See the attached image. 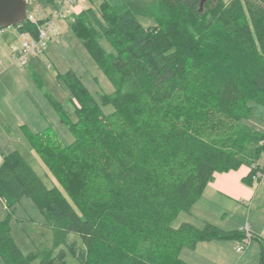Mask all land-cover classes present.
Returning a JSON list of instances; mask_svg holds the SVG:
<instances>
[{"label":"trees","instance_id":"trees-1","mask_svg":"<svg viewBox=\"0 0 264 264\" xmlns=\"http://www.w3.org/2000/svg\"><path fill=\"white\" fill-rule=\"evenodd\" d=\"M142 17L155 23L145 26ZM74 19L70 27L114 85L101 95L114 110L105 113L74 70L58 74L76 120L45 94L74 140L64 145L51 127L29 133L51 186L19 151L4 157L0 199L9 212L0 214V264H65L68 255L81 264H190L184 248L244 240V231L208 221L173 222L215 173L246 165L242 180L253 185L264 169V134L243 122L251 102L264 106V0H101ZM15 27L37 34L28 17ZM25 195L56 227L50 250L24 253L10 232L12 209Z\"/></svg>","mask_w":264,"mask_h":264},{"label":"rangeland","instance_id":"rangeland-1","mask_svg":"<svg viewBox=\"0 0 264 264\" xmlns=\"http://www.w3.org/2000/svg\"><path fill=\"white\" fill-rule=\"evenodd\" d=\"M37 1L44 8H48L50 5V3H47L46 1ZM100 2L101 0H87L83 5L78 6L74 16L67 22L61 24V33L59 37L49 43L47 49L51 52H45L43 55L34 57L39 59V61H42L41 66L34 68L37 71L38 79L43 82L44 88H39L38 82L37 87L32 81L34 86H36V90L30 92V94L32 93L34 96L32 103L34 105L29 106L32 111L37 105L38 108L46 107L44 108L47 109L46 119L50 121L42 127L37 124L39 128L38 130H44L46 127H51L57 138L64 145H69L74 140V136L69 124L66 121L62 122L52 101L48 98L47 94H45V92L52 94L53 97L64 106L66 112L69 114V118L73 121L76 120V116L73 113L75 105L72 101V92L67 86L65 80L59 78L58 74H64L68 70H74L81 77L82 82L88 88L94 99L101 104L104 112L110 113L114 110L112 103L104 104L101 102V95L109 94L114 91L113 83L90 55L83 41L70 27V23L75 20V16L80 11L88 8L96 10ZM34 5L35 3L30 1L28 11L39 17L40 14L37 13ZM142 21L145 26L153 25L155 23L153 20H149L146 17H142ZM17 33L18 29L15 26L3 27L0 29V54L3 58L6 59L9 57V44L18 38L19 33ZM99 41L106 51H113V48L107 39L100 38ZM22 70L25 71L23 73L26 75H30L31 71H33L30 67L23 68ZM21 74L22 72H20L18 67L13 66L8 68L5 74L0 78L1 80L5 77L4 82H7L6 85L8 84L7 87L3 84L4 87L2 89L5 93L2 98L6 100L7 104L11 102L12 94L15 99L18 96L16 102L19 103L16 104V108L19 109V116H23V105L26 99L28 100L26 95L29 93L25 91L26 88L24 89V86L26 85L18 81L20 80L19 75ZM5 75H8L11 81H8V77ZM16 82L18 83L16 84ZM250 104L252 105V113L248 118L243 119V122L256 131L264 134V106L256 102H251ZM31 109H29L30 112ZM8 110H10L8 107H5L4 111L2 109V115H5L6 117V119H4L6 130H8L7 127L10 123L16 122L14 117L16 114L13 113L12 115ZM39 112L40 111H38V113ZM28 145L29 144L23 142L18 143L19 151L29 161L38 176L48 186H51L53 180L51 179L47 167L32 146ZM259 164L264 167V153L259 159ZM243 183L255 193V198L253 200L246 197L243 199L227 198L225 196L210 195V193L203 192V196L198 200L199 202L196 203L197 206H192L195 208H191L189 212H180L173 222V225L177 226L183 221L193 219L195 222L193 224L198 227H202L204 222L208 221L226 231L237 230L244 231L247 234V231L251 230L253 238L241 253L236 250L237 245L241 243L239 239L204 242L205 244H199L197 249H199V247H204L203 251L205 249L211 253H220L218 248H223L228 252L229 256H232L230 264H260L261 235L264 233V180L261 183L254 181L253 185H248L245 182ZM8 212L9 211L5 209V202L0 199L1 218H5ZM8 224L12 236L22 252L46 251L53 248L56 227L48 223L45 214L31 196L25 195L15 204ZM73 239H76L79 244H82L79 236L71 233L69 235V240ZM185 250L191 251L189 248H184L183 251ZM185 252L182 253L185 254ZM242 256L243 259L238 263ZM65 264L81 263L77 258L68 255Z\"/></svg>","mask_w":264,"mask_h":264},{"label":"crops","instance_id":"crops-1","mask_svg":"<svg viewBox=\"0 0 264 264\" xmlns=\"http://www.w3.org/2000/svg\"><path fill=\"white\" fill-rule=\"evenodd\" d=\"M18 33H20L19 30H18ZM10 44H9V47H10ZM0 47H1V41H0ZM49 51L50 50L47 49L46 52L49 53ZM8 56L9 57L5 59L0 54V78L2 77L3 74H5L8 68L13 67V66L18 67L20 72H22V74L19 75L20 80L18 81L26 85L24 86V89L26 88L25 91L29 93L28 95H26V97H28V100L26 99L23 105L24 107L23 116H19V109L16 108V104L19 103V102H16V100L18 99V96L15 99L14 95L12 94L11 102L10 103L8 102L9 104H7L6 100L2 98V96L5 94L4 90H2L4 87L3 84L6 85L7 82H4L5 77L0 80V166L3 163L4 157L7 154L15 150L19 151L18 143L23 142V143L29 144L28 146H31L29 136H28L29 133H36V132L42 131V130H38L39 128L37 124H39L42 127L50 121L46 119L47 109H44L46 107L38 108V105H37V107L35 106V108H33V111L30 107L31 105H34L32 104L34 96L32 95V93L30 94V92L31 91L34 92L37 86V83L35 82V79L33 78V74L34 73L37 74V71L35 68L41 66L42 61L41 60L39 61V59H36V58H32L30 60L29 65L27 66V68L30 67L33 70L31 71L32 75L31 74L26 75L23 73L25 72L24 70L20 69V67L17 64L12 63L11 58H10V50H9ZM5 76L8 77V75H5ZM8 81H11L10 77H8ZM32 81L35 83L36 86H34ZM17 83L18 82H16V84ZM7 86L8 84L6 85V87ZM39 88L43 89L44 84L42 87L39 86ZM5 107H8L10 109L8 111L12 115L13 113L16 114V116H14L16 122L10 123L9 126L7 127L8 130H6V127L4 125V119H6V117L5 115H2ZM29 109H31V112ZM37 110L40 112L38 113ZM37 113L39 114V116ZM249 171H250V167L244 165L237 170H230L227 172H217L215 173L214 178L206 186L204 193H208V194L210 193V195L225 196L227 198H235V199H243L244 197H246L250 200H253L255 198V193H253V191L249 189V187H246V185L242 181V178L246 176L249 173ZM196 203L193 206H195ZM192 208H195V207H192ZM188 221L195 223L193 219H188ZM211 241H214V240H211ZM211 241L199 242L196 248L194 249L189 248L191 249V251L185 250L186 251L185 252L183 251L184 250L183 249L181 251V258L190 264H230L232 261V256H229L228 252L223 248H218L220 253H211L205 249L203 251L204 247H199V249H197L199 244H205L204 242H211ZM201 246H205V245H201ZM182 252H185V254ZM242 259H243V256L239 259L238 263L241 262Z\"/></svg>","mask_w":264,"mask_h":264},{"label":"built area","instance_id":"built-area-1","mask_svg":"<svg viewBox=\"0 0 264 264\" xmlns=\"http://www.w3.org/2000/svg\"><path fill=\"white\" fill-rule=\"evenodd\" d=\"M30 1L35 3V10L40 14L37 17L29 11L27 13L29 20L37 24V34L19 33L18 38L10 44L11 61L21 69L26 68L32 58L46 52L49 43L59 37L61 24L72 18L78 9L77 7L83 5L87 0H55L48 8H44L37 0H28V5ZM253 179L261 183L264 180V169H258L253 175ZM252 238L253 234L251 230H248L246 237L237 245L236 250L240 253L243 252ZM261 238L264 240V233Z\"/></svg>","mask_w":264,"mask_h":264},{"label":"water","instance_id":"water-1","mask_svg":"<svg viewBox=\"0 0 264 264\" xmlns=\"http://www.w3.org/2000/svg\"><path fill=\"white\" fill-rule=\"evenodd\" d=\"M27 13L28 0H0V29L21 23Z\"/></svg>","mask_w":264,"mask_h":264}]
</instances>
